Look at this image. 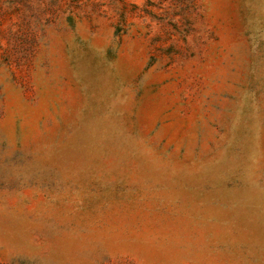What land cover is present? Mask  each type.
<instances>
[{
	"label": "rangeland",
	"instance_id": "rangeland-1",
	"mask_svg": "<svg viewBox=\"0 0 264 264\" xmlns=\"http://www.w3.org/2000/svg\"><path fill=\"white\" fill-rule=\"evenodd\" d=\"M0 264H264V0H0Z\"/></svg>",
	"mask_w": 264,
	"mask_h": 264
}]
</instances>
